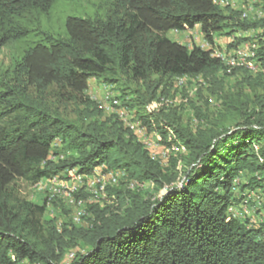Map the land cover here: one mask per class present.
<instances>
[{
  "label": "trees",
  "instance_id": "obj_1",
  "mask_svg": "<svg viewBox=\"0 0 264 264\" xmlns=\"http://www.w3.org/2000/svg\"><path fill=\"white\" fill-rule=\"evenodd\" d=\"M58 1L0 0V51L25 39L29 26ZM240 16L214 0H114L104 18H67L64 39L43 34L23 51L0 79V264H63L67 251L81 244L83 250L68 264H264V223L256 228L229 213L240 202L237 187L264 194V94L254 89L262 76L230 70L212 50L189 49L167 37L169 31L200 26L213 48L217 34L260 31L255 61L264 67V15L253 21ZM226 67L247 73L237 91L220 98L218 115L205 118L195 132L174 113L149 106L166 79L201 77L212 95H222L219 74ZM117 77L145 86L144 94L121 88L120 100L131 97L121 109L157 138L166 154L186 153L183 172L173 159L162 169L119 121H99L100 111L84 96L88 82L112 85ZM52 89L60 98L69 94L67 100L95 121L63 117L46 100ZM247 89L250 95L243 93ZM62 152L66 159L49 160ZM102 165L120 177L102 192L114 196L112 205L98 208L101 198L84 206L87 216L81 220L91 215L86 228H76L73 217L71 230L44 222L46 204L17 199L12 190L18 180L35 184L69 170L90 176ZM132 181L152 184L153 191L120 188ZM86 197L82 191L75 195ZM91 205L98 207L89 212Z\"/></svg>",
  "mask_w": 264,
  "mask_h": 264
},
{
  "label": "rangeland",
  "instance_id": "obj_2",
  "mask_svg": "<svg viewBox=\"0 0 264 264\" xmlns=\"http://www.w3.org/2000/svg\"><path fill=\"white\" fill-rule=\"evenodd\" d=\"M232 1L234 3L232 2L230 9L238 11L240 15L247 10V0ZM113 2L114 0H60L56 2V4L47 14H42L38 17L37 23L29 26L30 34L25 39L17 42H11L1 49L0 79H3L5 74H9V72L12 71L15 62L19 60L23 51L26 48L31 47L35 42L39 41L43 34H50L57 39H64L66 37L64 23L67 18H104L110 10ZM221 9L225 10L226 8ZM256 14L257 12H255V10L248 13L251 21H253L252 18H254V20H258V14ZM258 34H260V31H235L230 35H225L224 33L217 34L214 37L213 48H211L203 38L201 29H196L195 31L187 30L184 32L169 31L167 33V37L170 40L189 49H191L193 46H196L204 51L212 50V52H216L213 53L216 55L219 54L220 56H223V54H227L225 57L226 59L228 55L233 56V54H236L240 51H243L246 54L251 53V55L256 53L255 50L260 47L257 39ZM251 59H253V57L248 60L251 61ZM256 62H258L260 65L256 63L257 67L255 71H252V73L248 72L247 75L250 74L249 76L255 77L258 74H261V80L254 89L255 93L264 94V67L261 66V63L257 59ZM246 73L247 71L243 69H237L231 72H228L227 69H224L219 74V77L222 80V95H212L208 91L209 85L201 77H188L182 82L181 85L177 81V78L173 80H163L161 87L157 91V100H154L149 106L156 109V111H161L164 115L174 113L175 117L179 118V121L183 127L195 132L197 129L206 124L204 122L205 118L210 120L218 115V113L221 111L222 104V100L220 98L225 93L237 91V84L242 80ZM117 79L118 83L112 85L101 79H91L88 82V88L84 93V96L87 100L94 103L100 111L101 114L99 116V121L101 123H107L109 120L119 121L123 124L124 129H127L128 131L135 134L134 137L136 140L147 148L146 150L149 152L150 156L161 165L162 169L168 170L171 163L170 161L173 159L178 163L177 171L179 173L183 172L182 159L186 156V153H182V149L178 151L175 150L170 154H165L163 147L158 142V139L152 136L151 133L147 134L146 131L141 128L138 122L131 119V115L128 112L125 111L126 114L124 116L119 115L120 112H123L121 108L125 107V101L127 102L131 98L127 97L125 101L120 100L119 98L122 95L121 88H130V90L140 89L139 92L144 94L145 86L127 83V80L122 77H117ZM157 81L158 78L153 77L151 81L152 86H154ZM124 84L130 85L126 86ZM243 93L250 95V89L243 91ZM67 99H69V94H65L63 95V98H60V95L56 89H52L46 94V100L48 104L53 109H57L63 117L71 121L82 119L86 123L95 121V116H91L90 119L88 118L87 114L84 113L83 106L69 102ZM132 113L134 114V112ZM139 113L146 114V110L144 108H140ZM128 128H130L132 131ZM157 135L159 136V134ZM57 145L59 146V141H57ZM67 157L68 153L62 152L60 155H50L49 160L57 163L60 160L66 159ZM239 183L245 184V179H240ZM121 184L122 187L120 188H128L123 182ZM234 185L236 186L237 182L235 183L234 181ZM143 188L144 189L141 191H153L152 184H146ZM52 189L53 186H49L47 184H44L41 188L35 184H29L22 180L16 181L12 187L14 196L17 199L38 205L45 203L46 212L43 221L48 223L50 222L59 229L69 228V230H71V228L75 226H78L76 228L88 227V219L91 218V215L90 217L81 220V217L85 215L84 206L87 209L86 204H94L96 202H100L101 198H104V202L102 201V205L100 204L101 207L92 205L88 206L89 212L91 207H98L102 209L106 205L113 204L114 196L108 197V193L106 194L107 198L106 195L102 196V193L93 198L92 196L90 198L86 197L81 205L70 204V202H67V200H62V203H60V201L54 203L52 200H49V191ZM234 194L237 200L240 198V202L237 205L229 208L231 217H235V219L237 218L239 220L248 218L247 220L250 222V224L256 228L261 226V224L264 223V210L261 202H264V194H259L258 192L252 191H244L242 193L238 187L234 190ZM248 195L250 197H248ZM246 199H248L249 202L248 206L243 205V201ZM53 201H55V199ZM104 203L105 205H103ZM252 203L254 204V207ZM244 212L248 213L245 214ZM86 214H88V212H86ZM74 216L78 217V221L73 222L75 226L72 224V217ZM82 247L83 245L81 244L69 249L63 260V264H68L72 260L75 253H80L83 250ZM19 264L29 263L24 261Z\"/></svg>",
  "mask_w": 264,
  "mask_h": 264
},
{
  "label": "bare ground",
  "instance_id": "obj_3",
  "mask_svg": "<svg viewBox=\"0 0 264 264\" xmlns=\"http://www.w3.org/2000/svg\"><path fill=\"white\" fill-rule=\"evenodd\" d=\"M214 2L221 8L231 7V5H232L230 0H214ZM246 8H247V10L244 11L240 16L241 20H250L248 13H250L251 11H254V10L258 14V19L262 18L264 15V13L262 11V0H247V7ZM252 19L254 20V18H252ZM214 53H216V52H214ZM255 54L256 53L251 55V53L246 54L245 52L240 51L236 54H233V56L228 55L226 59H225V57L227 54L226 55L223 54V56H220L219 54H217V55L213 54V55L215 57L221 59L226 64V66H229L230 70L233 68H235V69L236 68H244V69L252 72V71H255V69L257 67L256 66L257 62L255 61ZM251 57H253V59H251V61L248 60ZM228 63H231V64H228ZM258 68H259V66H258ZM227 70H229V69L227 68ZM185 79L186 78L178 79L179 84L181 85ZM122 111L123 112H120V114H119L120 116H124L126 114L125 110H122ZM126 112H127V110H126ZM148 144H149V142H148ZM163 150H165V148ZM77 176H82V175L77 174L76 170H69V171L65 172L62 175V177L60 176L61 178L53 177V178H50L49 180H40L39 182L35 183V185L39 186L41 188L44 184L45 185L47 184L49 186H53V189L51 191H49V193H50L49 200L61 199V200H67V202H70V204L81 205L83 203V200L82 199H76L75 198L76 194H78V193L80 194V192L82 191L83 193L89 195L90 197L92 196V198L96 197V196L100 195L107 187L116 185L118 183L120 173L114 172V171H108V170H106V167L104 165H102V166H100L94 170L93 175L90 174V176H86V181L88 182V185L85 187H81L80 189H75L76 188V178L75 177H77ZM145 185L146 184H140L139 186H137V182L132 181V182L128 183L127 187L131 191L135 190V189L136 190H142V189H144L143 187ZM248 197H250V196L248 195ZM248 199H250V198H248ZM248 199L243 201L244 206L245 205L248 206V204H249ZM244 213L246 214L248 212H244ZM233 218L235 219V217H233ZM77 221H78V217L74 216L73 222H77Z\"/></svg>",
  "mask_w": 264,
  "mask_h": 264
},
{
  "label": "built area",
  "instance_id": "obj_4",
  "mask_svg": "<svg viewBox=\"0 0 264 264\" xmlns=\"http://www.w3.org/2000/svg\"><path fill=\"white\" fill-rule=\"evenodd\" d=\"M231 64V63H228ZM147 133V132H146ZM146 133H139V134H146ZM76 178V188L75 189H80L81 187H85L88 185V182L86 181V176H77ZM140 184L137 183V186ZM73 191V190H72ZM72 194V193H71ZM230 213V212H229ZM231 214V213H230Z\"/></svg>",
  "mask_w": 264,
  "mask_h": 264
},
{
  "label": "crops",
  "instance_id": "obj_5",
  "mask_svg": "<svg viewBox=\"0 0 264 264\" xmlns=\"http://www.w3.org/2000/svg\"><path fill=\"white\" fill-rule=\"evenodd\" d=\"M230 2L232 3L233 1L232 0H230ZM234 3V2H233ZM196 29H200V27L199 26H195L194 27V29H192V31H195ZM187 31V30H186ZM191 31V30H190Z\"/></svg>",
  "mask_w": 264,
  "mask_h": 264
}]
</instances>
